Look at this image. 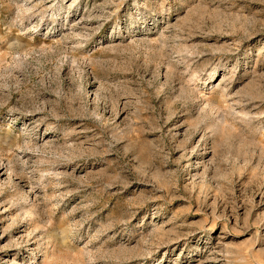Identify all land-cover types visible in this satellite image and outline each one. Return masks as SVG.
<instances>
[{
	"label": "rangeland",
	"instance_id": "rangeland-1",
	"mask_svg": "<svg viewBox=\"0 0 264 264\" xmlns=\"http://www.w3.org/2000/svg\"><path fill=\"white\" fill-rule=\"evenodd\" d=\"M0 264H264V0H0Z\"/></svg>",
	"mask_w": 264,
	"mask_h": 264
}]
</instances>
